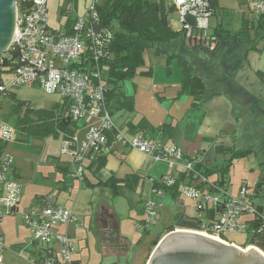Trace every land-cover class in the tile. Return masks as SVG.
<instances>
[{
	"label": "built area",
	"instance_id": "obj_1",
	"mask_svg": "<svg viewBox=\"0 0 264 264\" xmlns=\"http://www.w3.org/2000/svg\"><path fill=\"white\" fill-rule=\"evenodd\" d=\"M48 1L17 0L14 39L5 52H0V92L12 93L29 87L56 98L55 119L74 125L72 134H59L60 155L68 158L73 167L67 173L68 178L84 181L88 164L105 157L113 143H119L168 164L170 173L158 180L161 186H173L179 177L177 173L189 175L180 187V196L194 201L197 212L209 208L217 214L212 221L197 217L200 225L195 232L222 242L226 233L249 235L254 245L245 248H254L264 255V250L257 247L264 240V204L255 203L260 192L255 189L249 193L247 185L242 184L236 196L227 195V190L216 181L197 171L196 162L186 159L180 149L163 146L143 134L132 135L113 121L100 64L113 35L111 28L100 23L99 0H90L83 15L68 22L64 32L49 25ZM162 1L177 15V31L183 32L190 46L214 51L215 39L208 31L212 16L209 0ZM244 1L254 17H264V0ZM186 16L195 18V28L184 21ZM8 75L12 76L10 86L5 84ZM14 129L0 111V142H14ZM178 165L182 167L181 172L176 170ZM174 169L176 177L172 175ZM21 189L14 179L13 158L4 152L0 155V223L5 217L18 214ZM154 192L164 195L163 189ZM42 202L38 208L20 215L24 226L32 232L30 244L36 246L30 263L74 264L72 240L62 230L83 226L81 220L70 209L56 204L54 198L48 197ZM161 207L160 203L146 201L143 218L135 228L145 231L154 225ZM39 244L42 247H37ZM2 249L0 236V253Z\"/></svg>",
	"mask_w": 264,
	"mask_h": 264
},
{
	"label": "crops",
	"instance_id": "obj_2",
	"mask_svg": "<svg viewBox=\"0 0 264 264\" xmlns=\"http://www.w3.org/2000/svg\"><path fill=\"white\" fill-rule=\"evenodd\" d=\"M252 16L250 8L244 0H217L210 18L212 28L210 27L211 32L209 33L211 34L216 27H221L232 34L236 33L241 29L243 21L253 18ZM237 20L240 21L239 29L233 32L230 26H233ZM178 29L179 25L174 30ZM225 48L223 46L222 51L214 52H206L204 48L187 50L185 47L179 51L177 49V53L181 56L187 55L194 71L201 76L205 84L206 97H209L199 109L193 108L194 102L191 96L180 94L181 68L178 64L175 61L168 62L165 55H157L152 50L145 52L143 67L131 80L122 84L121 91L126 97H131L133 110L132 112L112 110L115 124L125 128L132 135L143 134L149 140L156 141L163 146L178 148L186 159L194 160L202 165L211 166L218 163L216 161L217 147L242 148L249 132L254 129V119L259 118L258 112L262 111L261 107L251 106L252 103L259 101L255 100L254 93L249 89L256 84H250L247 77L260 72L262 77L256 75L260 82L257 83V86L264 87V67L261 64L264 58V41L259 46V51H250L246 54L243 68L239 72L232 73V79L226 68L229 63L227 59L230 57L231 60L232 53ZM228 48L231 49V47ZM237 53L239 54V52ZM231 65L234 66L233 63ZM28 89L37 91L34 88ZM50 97L54 98L51 101L54 105L56 98ZM27 103L32 107L29 100ZM219 106L224 108L225 113L218 112ZM49 107L51 108V106L47 108ZM165 124L170 125L171 130L163 134L160 128ZM227 125L231 127V130L224 132ZM140 126L143 127L142 130L132 133L130 127L137 129ZM46 139H43V142ZM49 140L54 141L58 148L57 150L52 146L53 149H47L48 161L46 162L47 165L53 166L59 175L54 186L57 194H50L53 193L52 191L34 194L32 200L25 203L24 207L28 209L23 212L38 208L42 205V201L48 197L54 198L56 204L70 209L81 220L83 226L68 227L62 231L66 232L71 240H75L81 233H84L85 237L87 234H92L100 249V261H97L99 262L97 264H104L105 258L117 260V262L112 260L111 264H121L122 261L125 264H147L153 246L148 251L136 248L131 256L132 244L129 239L133 233L131 229L137 230L135 226L143 218V207L146 201L162 204L157 220H165L167 223H164V229L157 238L166 235V229L173 226L180 216L188 219L200 216L205 221L217 218L216 212L209 208L197 212L194 208V201L184 199L180 194L176 198L165 192L163 196L155 194L153 184L158 183L161 177L170 173V168L165 162L155 161L150 156L143 155L119 143H113L110 153L104 158V165L97 171L86 170L84 181L79 182L66 176L69 168L68 163L66 162V165L65 162H62L63 156L59 155L61 137L49 138ZM16 142L18 143L15 139L13 143ZM10 143L6 146V153H8L7 148ZM13 149L15 150V148ZM176 170L181 172L182 167L178 165ZM13 171L14 179L20 183L22 188L18 207L20 212L24 181L22 185L20 169L14 160ZM176 173L174 169L172 175L175 177L180 175V173L177 175ZM112 177L118 180L136 177L137 183L131 180L126 186L118 189L117 195H113L111 188L98 185ZM262 190H264V184L256 191L261 192ZM74 191L76 194L72 199L71 194ZM81 196H84L85 199L83 198L79 202ZM60 198H63L64 203H58ZM115 198H121L125 205L116 201ZM86 199L87 201H85ZM171 213H175L174 223H171L167 218ZM211 213L213 217H209ZM149 228L143 233L149 232ZM118 243L127 246L123 254L117 250ZM82 258L80 252L73 254L74 264H81Z\"/></svg>",
	"mask_w": 264,
	"mask_h": 264
},
{
	"label": "trees",
	"instance_id": "obj_3",
	"mask_svg": "<svg viewBox=\"0 0 264 264\" xmlns=\"http://www.w3.org/2000/svg\"><path fill=\"white\" fill-rule=\"evenodd\" d=\"M216 2L217 0H209L208 8L211 10V13H213ZM98 11L100 23L111 28L113 35L108 47V53L100 61L103 80L107 87L106 101L111 114H113L112 110L114 109L132 112V99L123 94L121 91L122 84L127 80H131L138 73L139 69L143 67V55L149 50L154 51L157 55H165L168 62L175 61L178 64L181 68L180 94L193 98L194 103L192 106L194 109L202 107L203 102L209 97H206L207 90L203 79L200 75L196 74L187 55L181 56L177 53V49L179 51L185 47L187 50L199 49L200 47L190 46L183 32H178L171 27L168 19L169 14L172 12L170 7L162 0H106L100 3ZM252 17L249 20H244L241 29L236 33L232 34L221 27H216L210 34L215 38L216 47L214 51H222V47L224 46L226 50L228 49L232 53L231 60L226 66L227 72L231 74V79L233 77L232 73L239 72L243 68L246 62V54L250 51H259V46L264 41V17ZM228 47H231V49ZM256 75L262 77L260 72H257ZM230 82L232 83L233 81L231 80ZM8 98L14 103L10 109V116H16L13 125L19 132L18 134L16 133V141L27 143L32 137L38 140L49 137L57 139L60 133L72 134L73 124L66 120L55 119L56 104L52 105L51 108L34 110L31 109L29 103L16 100L15 94L0 92L1 112L4 107V101ZM259 104L261 107V103ZM23 107L24 112L20 116ZM9 118L4 117L6 121ZM130 128L133 133V131L138 132L142 130L143 127L140 126L137 129ZM170 130L171 127L168 124L160 128L163 134L170 132ZM6 146L7 143L0 142V155L5 152ZM254 152L253 147L239 149L233 146L230 148L217 147L216 154L227 158L223 162L215 163L211 166L196 162L195 169L206 178L216 181L219 186L227 190L226 174L232 166L233 161L251 155ZM104 158L101 157L91 162L86 169L97 171L104 165ZM187 177L189 175L180 173L173 186L164 187L155 182L153 188L163 189L165 193H170L172 197L176 198L179 196L180 187L184 184ZM131 180L137 183L136 177L124 180L112 177L105 183L98 185L111 188L113 195H117L118 189L126 186ZM262 185V182H259L255 189L258 190ZM209 217H213V214L211 213ZM199 225L200 221L198 218L188 219L180 216L175 221V224L169 226L166 231L167 233L175 229L196 231L199 229ZM160 239L157 238L152 244L153 249L155 243ZM221 240L226 241L223 237ZM228 243L234 244L233 242ZM249 245H254V242L250 240L245 246H236L245 248ZM257 247L264 250V240H261L257 244Z\"/></svg>",
	"mask_w": 264,
	"mask_h": 264
},
{
	"label": "rangeland",
	"instance_id": "obj_4",
	"mask_svg": "<svg viewBox=\"0 0 264 264\" xmlns=\"http://www.w3.org/2000/svg\"><path fill=\"white\" fill-rule=\"evenodd\" d=\"M105 1L106 0H99L100 3ZM90 4V0H49L47 4L49 25L54 29L64 32L65 25L70 21H74L78 16H82ZM69 7H72V10L69 11ZM168 19L172 28L176 29L178 26L177 15L174 12H171ZM209 23L212 28L211 20ZM236 23H234L233 26L231 25L232 28L230 26V29L233 32L239 29L240 21L237 20ZM208 31L211 32V29ZM227 61L230 62V57ZM261 64L262 67H264V58L261 61ZM247 79L250 81V84H256L253 88L250 87L249 89L254 93L255 100L259 101L252 103L251 106L259 108V103H261L262 111L258 112L257 116L259 118H253L255 121V125L253 126L254 129L249 132V136L246 138L245 144H243L244 146L242 145V148L253 147L255 152L251 155L233 161L232 166L226 174V181L228 184L227 195L230 196H236L238 189L242 184L247 185L249 193H252L255 190L256 185L259 182L264 184V142L262 141L264 138V87L257 86V83L259 84L260 82L255 73L250 75V77H247ZM11 81L12 76L8 75L5 84L10 86ZM28 88L29 87L13 90L12 93L16 94V100L24 103L29 100L32 104L31 109L34 110L52 106L51 101L54 100L53 97L45 95L40 90L35 91ZM13 104V101L8 98L4 101V107L2 109L3 117H11L8 119V123L11 125H14L16 117L10 116V109ZM217 110L218 112L225 113L222 106H219ZM23 112L24 107L20 112V116H22ZM226 115H228V113H226ZM224 129V132L229 131L231 130V127L227 125ZM14 130L17 134L19 133L16 128ZM49 138H47L44 142L43 140H38L33 137L30 138L27 143L11 142L7 148V152L12 156L15 164L20 169L22 185L24 181V193L20 212L16 215L5 217L0 223V236L2 238L3 247L0 255L3 264H31L30 255L31 252L36 249V246L30 244V242L33 241L32 232L24 226L20 215L24 213L23 211L28 209H25L24 205L25 203H28L30 199L32 200L34 194L49 193L51 191L53 193L50 194H57L54 186L56 179L59 178V175L55 171V168L51 165H47L46 162L48 161L47 149L52 148V146H54L57 150L58 148L56 147V143L54 141H50ZM13 148H15V150ZM226 158L227 157L222 155H217L216 161L221 163ZM62 162H65V164L66 162L68 163L69 168L67 173L73 171L72 164L68 158L63 157ZM66 176L68 177V174H66ZM75 194V191L71 194L72 199ZM259 195L260 197L255 199V203L264 204V190H262ZM83 198L84 196H81L79 202L83 200ZM115 200L120 201L123 205H125V202L121 198H115ZM58 201V203H64L63 198H60ZM85 201H87V199ZM164 211L166 212L165 209ZM174 216L175 213H171L167 217L171 223H174ZM164 223L167 222H165V220H157L155 226L151 225L152 227L149 228V232L146 233H143V230H135L134 228L131 229L133 232L129 238L132 244L131 256L136 248L148 251L152 247L154 239H156L159 236V233L163 231ZM223 238L227 241H225L226 243L233 242L234 244L240 246L247 245L251 239L249 235L246 236L231 233H226ZM97 245L98 244L92 237V234H87L86 237L84 233L78 234L76 239L72 240L73 254H76L77 252L82 253L83 258L81 260V264H97L99 263L97 261H100V249ZM37 247H42V245L39 244ZM112 260L117 262V260H114L113 258H105L104 264H111ZM121 264H125V262L122 261Z\"/></svg>",
	"mask_w": 264,
	"mask_h": 264
},
{
	"label": "water",
	"instance_id": "obj_5",
	"mask_svg": "<svg viewBox=\"0 0 264 264\" xmlns=\"http://www.w3.org/2000/svg\"><path fill=\"white\" fill-rule=\"evenodd\" d=\"M16 4L17 0H0V52L14 39ZM184 21L196 27L194 17L186 16ZM147 264H264V255L254 248L243 249L192 230L175 229L155 243Z\"/></svg>",
	"mask_w": 264,
	"mask_h": 264
},
{
	"label": "flooded vegetation",
	"instance_id": "obj_6",
	"mask_svg": "<svg viewBox=\"0 0 264 264\" xmlns=\"http://www.w3.org/2000/svg\"><path fill=\"white\" fill-rule=\"evenodd\" d=\"M262 141L264 142V138L262 139ZM116 246L118 247L117 250L120 254H123L127 249L126 245L123 243H118Z\"/></svg>",
	"mask_w": 264,
	"mask_h": 264
}]
</instances>
